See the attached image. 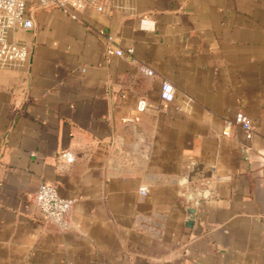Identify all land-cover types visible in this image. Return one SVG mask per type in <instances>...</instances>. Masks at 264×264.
<instances>
[{
    "label": "crops",
    "instance_id": "obj_1",
    "mask_svg": "<svg viewBox=\"0 0 264 264\" xmlns=\"http://www.w3.org/2000/svg\"><path fill=\"white\" fill-rule=\"evenodd\" d=\"M99 1L5 31L29 58L0 65V264H264V0Z\"/></svg>",
    "mask_w": 264,
    "mask_h": 264
},
{
    "label": "built area",
    "instance_id": "obj_2",
    "mask_svg": "<svg viewBox=\"0 0 264 264\" xmlns=\"http://www.w3.org/2000/svg\"><path fill=\"white\" fill-rule=\"evenodd\" d=\"M29 2H36L39 6L53 5L68 12L72 18L78 17V11L91 6L97 11L103 10V5L99 0H0V65H9L26 62L29 58L28 48L17 43L9 42L6 39L5 31L15 26L32 28L33 21L27 17L26 11ZM108 40H112L109 36ZM133 48L122 50L120 48H107V53L116 56L127 54L133 55ZM141 70L147 75H153L149 68L142 67ZM161 98L166 102H171L175 97V89L172 83L163 80L161 83ZM147 106L144 99L138 101L137 110L143 111ZM236 124L240 126L247 140L254 134V127L250 118L243 112H238L235 118L226 122L223 134H229L230 127ZM140 194H147V187L139 189ZM34 204L46 219L56 223L61 229L67 228V217L74 204L73 198L62 197L57 188L49 183H42L34 195Z\"/></svg>",
    "mask_w": 264,
    "mask_h": 264
},
{
    "label": "water",
    "instance_id": "obj_3",
    "mask_svg": "<svg viewBox=\"0 0 264 264\" xmlns=\"http://www.w3.org/2000/svg\"><path fill=\"white\" fill-rule=\"evenodd\" d=\"M194 212L195 208L194 207H188L187 208V220H186V225L191 226L194 218Z\"/></svg>",
    "mask_w": 264,
    "mask_h": 264
}]
</instances>
